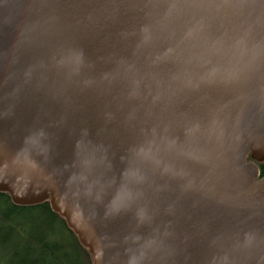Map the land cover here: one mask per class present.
Returning <instances> with one entry per match:
<instances>
[{"label": "water", "instance_id": "95a60500", "mask_svg": "<svg viewBox=\"0 0 264 264\" xmlns=\"http://www.w3.org/2000/svg\"><path fill=\"white\" fill-rule=\"evenodd\" d=\"M262 163L264 0H0V193L92 264H264Z\"/></svg>", "mask_w": 264, "mask_h": 264}, {"label": "trees", "instance_id": "16d2710c", "mask_svg": "<svg viewBox=\"0 0 264 264\" xmlns=\"http://www.w3.org/2000/svg\"><path fill=\"white\" fill-rule=\"evenodd\" d=\"M258 168L261 179L264 163ZM0 264H92V259L48 202L22 207L0 193Z\"/></svg>", "mask_w": 264, "mask_h": 264}, {"label": "flooded vegetation", "instance_id": "af4514ba", "mask_svg": "<svg viewBox=\"0 0 264 264\" xmlns=\"http://www.w3.org/2000/svg\"><path fill=\"white\" fill-rule=\"evenodd\" d=\"M258 166V165H257ZM259 169V168H258Z\"/></svg>", "mask_w": 264, "mask_h": 264}]
</instances>
